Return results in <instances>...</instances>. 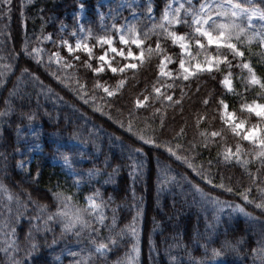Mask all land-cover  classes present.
Listing matches in <instances>:
<instances>
[{
    "label": "snow or ice",
    "instance_id": "6c2138e0",
    "mask_svg": "<svg viewBox=\"0 0 264 264\" xmlns=\"http://www.w3.org/2000/svg\"><path fill=\"white\" fill-rule=\"evenodd\" d=\"M37 2L19 0L18 30H13L14 0H0V21H7L0 28V88H4L9 77L19 70V76L5 99V110L0 112V124L7 123L3 118L10 115H17L29 123L36 119L35 110H24V101L30 99V95L21 87L27 82L40 83L43 87L37 71L27 64L31 60L37 69L43 68L83 104L92 107L94 112H99L118 131L126 134L112 133L109 142L118 144L132 163L119 161L113 164L112 158L106 155L103 168L94 164L80 171L71 155L57 147V155L70 170L72 187L76 191L63 190L59 182L49 188L54 210L34 200L29 192H24V198H21L0 180V192L4 194L0 197V264H34V258L41 250L39 237L46 238L48 233H53L51 245L68 237H72L75 244L82 245L75 251L66 243L53 256L54 264H63L65 256L69 258L68 264H141L140 226L145 216L144 196L137 198L136 185L147 186L155 159L156 200L159 203L161 193L166 190L161 185L159 173L172 171L160 159L164 152L210 187L205 191L199 183L180 174V180L199 195L201 202L211 204L215 209L214 222L208 225L210 231L200 244L204 257H193L177 234L172 237L175 243L165 249L167 264H181V258L171 254L173 247L185 252L188 264H207L209 245L225 223L221 214L226 208L231 209L229 226L232 213H240L248 221L251 232L246 230L244 234L234 235L232 240L225 239L219 248L212 247L213 261L231 254L241 264L245 260L247 264H264V219L254 216L246 208L251 205L264 216V71L258 73V67L264 70V0H143V7L141 0H120L108 13L97 9L99 23L95 28L92 23H81L86 0H79L71 29L61 22L52 33L46 32L51 18L43 15L45 8L39 7L35 15H28L27 9ZM124 9L128 10L131 20L122 16ZM37 18L41 20L38 38L35 28L29 30L28 27L29 20L34 25ZM141 18L147 23H142ZM109 19L111 23L107 22ZM43 41L57 49L48 52L47 63L42 55L46 49L39 47ZM253 44L260 51H253ZM61 50H66L67 55H62ZM253 57H256L255 61ZM53 64L57 71L51 70ZM79 68L84 69L85 76L92 74L91 90L80 76ZM149 70L154 73L153 78L139 92L126 98L125 89L129 83L135 81L139 85L137 77L142 71L147 73ZM105 76L114 83L109 84L104 80ZM202 89L207 90L201 96ZM47 90L52 92L51 88ZM98 91L104 94L100 97L104 106L97 104ZM13 99L20 100L19 109L12 103ZM186 103L202 106V110L197 107L193 114L195 133L187 147L181 143L187 136L188 120L183 115ZM168 109L173 110L171 118ZM149 110L150 116L139 115ZM177 110L183 120L179 125ZM217 122L219 128L215 127ZM177 125L179 131L174 128ZM16 131L19 134V126ZM169 132L174 134L169 136ZM228 134L235 143L229 142ZM81 136L80 128L68 133L69 140H81ZM93 144L99 153L101 146L95 141ZM198 149L209 153L199 165L194 162L202 155ZM13 151L19 153L21 150L15 146ZM213 151L215 156L211 154ZM182 152H196V155H181ZM79 155L84 157L82 152ZM257 163L259 167L253 174L249 169ZM220 165L225 170L241 168L243 172L233 183L234 175H225ZM8 167V153L0 151V172L6 174ZM16 167L24 172L26 182L39 183V166L33 172L28 158L17 161ZM214 167L215 173L212 171ZM125 168L128 173L123 190L134 202L129 205L134 209V215L124 228L117 231L119 205L112 207L115 197L107 193L104 186L114 185L113 191H117V178ZM244 177H247V186H244ZM93 182L99 183L100 187L94 186ZM84 183L88 184L89 190L81 203L79 193ZM164 183L179 186L180 182L176 176H169ZM254 188L258 197L251 195ZM215 190L239 196L244 204L222 200L212 194ZM108 208H111V217L105 212ZM152 223L153 227L158 226L155 218ZM57 226L59 237L55 233ZM125 237H131V248L123 256L110 260V254L120 247ZM44 243L48 244L46 239ZM158 255V249L150 244L149 264H157Z\"/></svg>",
    "mask_w": 264,
    "mask_h": 264
},
{
    "label": "trees",
    "instance_id": "16d2710c",
    "mask_svg": "<svg viewBox=\"0 0 264 264\" xmlns=\"http://www.w3.org/2000/svg\"><path fill=\"white\" fill-rule=\"evenodd\" d=\"M102 0H86L85 14L86 18L83 20V23L88 24L92 23V26L95 28L99 21L96 19L97 9L100 8L102 12H107L110 8L113 9L117 6L120 0H109L108 4L101 2ZM79 0H38L37 4L30 6L27 9L28 15H35L36 9L39 7L45 8L44 16L50 17L51 19L48 22L46 32L52 33L59 28L60 23L63 22L69 26L74 24V17L78 10L77 4ZM159 2V0H158ZM198 2V1H196ZM14 9L12 12V22L11 29L18 30V7L19 0H14ZM141 7H143V0H141ZM130 14L127 9L123 10L122 16L128 17ZM142 19V23H147V21ZM157 19H159V12H157ZM7 21H0V28L4 27V24ZM41 20L37 18L35 24L33 25L32 21L29 20L28 27L29 30L35 28L37 37H39ZM67 35V33H65ZM34 38V40L36 39ZM35 46V43L33 44ZM39 47L45 48L46 51L42 54L45 63L48 62V52L56 51L57 49L47 41H43ZM253 51H260L256 44H253ZM62 55H67L66 50H61ZM97 54L98 50H97ZM256 60V57H253V61ZM27 64L33 68L34 71H37V74L42 81L43 87L40 83L27 82L22 85L23 91L27 92L30 95V99L24 101L25 111L29 109L36 111V119L29 123L26 120H20L17 115H10L4 117L3 119L7 123L0 124V151H7L9 167L7 173L0 172V180L4 184L8 185L13 193H17L23 197L24 192H29L32 195V198L36 201H39L42 204L49 205L51 210H54V202L51 197V193L48 191L49 188L54 187L57 182L61 185L63 190L69 192H75L76 189L72 187L73 178L67 173L61 170V168L52 163L53 157H59L57 155L56 149L60 147V151L66 154H70L76 168L80 171L87 170L95 164L98 167L103 168V161L105 156H110L112 158L113 164L116 162L122 161L125 164H131L132 161L127 158V153L122 152L118 144H110L109 135L115 133L116 135H126L122 134L117 130L116 126L107 120L106 117L100 115L99 112H94L92 107L85 105L77 99V97L68 89L61 86L55 79H53L43 68H36V65L31 61H27ZM153 64H155V59H153ZM52 71H57V66L53 64ZM239 71V70H236ZM260 71H264L259 69ZM79 74L82 78L87 81L89 90L92 88V79L91 73L85 72L83 68H79ZM63 75V73H62ZM131 75V73L129 74ZM154 73L152 70H149L147 73L141 72L137 79L140 81L139 85H136L135 81H131L127 88L125 89V97L134 95L136 92H139L144 84L150 81L153 78ZM19 76V70L16 71L15 75H12L8 79V83L4 88H0V112L5 110V99L9 96V90L12 88L13 83L16 80V77ZM104 80H107L109 84L114 83V81L109 80L107 76L104 77ZM83 82V80H82ZM194 87V86H193ZM217 89L222 91L220 86L216 85ZM51 88L52 92H49L47 89ZM207 89H202L201 96L204 95ZM104 94L102 91L96 93L97 104L104 106V101L100 99ZM251 98V93H249V99ZM195 100L196 97H193ZM230 99H232L230 97ZM37 100L39 106H37ZM12 103L19 109L20 100L13 99ZM159 107V105H157ZM197 107L201 108L202 106H191L185 104L184 117L188 120L187 127V136L181 142L187 147V142L193 138L195 129L192 127L194 124L193 114L197 110ZM107 110V109H106ZM169 113V118H171L172 109L167 110ZM150 110L148 112H141L139 115L141 117L150 116ZM240 115V113H238ZM176 116L178 120V125L183 123V120L180 119L179 110L176 111ZM252 122H255L253 119ZM158 123V121H157ZM174 126L175 131H179V127ZM17 126L20 128L19 134L16 131ZM29 126H35L36 129L34 132L37 133L34 136L37 140L43 142L42 152L36 154L34 159L30 162L32 171L35 172L37 166L40 170V180L38 184H32L26 182L24 172L19 170L16 167L17 161L28 158L27 155L21 154L13 151V147L18 146L20 150L24 147V144L21 142V139L24 137V134L27 133ZM215 127L219 128L220 124L217 122ZM76 128L82 130L81 140H69L68 133L73 131ZM92 132L93 135H89ZM173 132H169V136L173 135ZM32 135V134H31ZM33 136V135H32ZM229 142L235 143L231 139L230 134H228ZM199 139V137H197ZM75 141L78 145H70L69 142ZM93 141L96 144L101 146V151L96 152ZM175 144V141L173 142ZM250 147V145H247ZM175 150V148H174ZM202 153L200 158L195 159L197 165L201 164L209 156L207 151L198 149ZM84 153V157L81 158L79 153ZM212 156H215V151H213ZM155 155V153H153ZM181 155L186 156H195L196 152H182ZM162 163L169 165L172 169L171 172L165 173L161 171L159 173V180L161 185L166 189L160 195V201L157 203L156 200V189H157V169L156 161L153 159L151 164V172L147 177V186L144 184H137V198L140 195L144 196V212L145 216L141 224V233H140V246H141V264H149L148 261V249L150 244L154 245L158 249V260L157 264H167V258L165 255V249L169 245H173L175 242L172 237L179 234V237L182 241V244L185 245L188 251L191 252V255L197 259L204 257V249L200 244L204 243V239L207 236L210 229L208 225L214 222L215 209L214 206L208 203H202L198 194H196L190 186L184 181L180 180V174L183 173L193 180L196 183H199L200 187L204 188L205 191H209L210 187L207 186L203 181L196 177L190 169H187L186 166L182 165L179 161L174 158H170L168 153L160 157ZM207 168V165H204ZM259 167V164H255L249 170L255 174L256 169ZM220 170L224 172L225 175H234L233 183H235V178H238L243 169L235 168L230 170H225L223 165L219 166ZM111 171V169H108ZM216 172L214 167L212 170ZM128 169L125 168L121 171L120 176L117 178V184L119 189L113 191L114 185H105L107 193H112L115 197V204L112 207L119 205L117 212V231L121 228H124L126 224L134 215V209L130 208L129 205L134 203L131 200V197L124 192V183L127 181ZM169 176H176L177 180L180 182L179 186L176 184H165L164 181ZM103 178H101V181ZM244 186H247V177H244ZM227 182V181H226ZM94 186L100 187L99 183L93 182ZM264 186V185H262ZM170 189V190H168ZM89 186L87 183H84L81 187L79 193L80 202L83 203V195L87 193ZM243 190V187H241ZM213 195L219 196L222 200L232 201L238 204H244V201L241 200L239 196H234L227 193H222L220 190H215L212 193ZM252 197H258V193L255 188L252 191ZM4 194L0 192V197H3ZM32 206L30 205V208ZM247 211L253 213L254 216H260L264 219V216L251 205H246ZM106 214L111 217V208L105 209ZM231 212V209H224V212L221 214V218L225 223H223L216 234L212 237L213 243L209 245V251L206 257L207 264L210 260H213L211 257V248L220 247L221 242L225 239L232 240L234 235L244 234L247 230L248 233L251 232V227L246 220V218L240 213H232V221L229 226L228 214ZM153 218L158 222L157 227H153ZM110 222V221H109ZM60 229L57 226L55 233L59 237ZM199 234V236H197ZM22 236V234H21ZM53 238V233H48L47 237L40 236L39 240L41 243L40 254L34 258V264H54L53 256L58 254L62 248H64L67 243L69 247L73 250L78 251L82 245H77L74 243L72 237L65 238L60 240L57 244L51 245V240ZM47 240L48 244L45 245L44 241ZM199 240V243L197 242ZM131 237H125L124 241L121 242V245L118 249L113 251L109 259L115 260L118 256H123L125 251L131 248ZM171 254L179 256L181 258V264H188V256L182 249H176L173 247L171 249ZM225 260V264H241L240 261H236L234 256L228 254L224 257H218ZM68 257L63 258V264H68ZM247 264V260L243 262Z\"/></svg>",
    "mask_w": 264,
    "mask_h": 264
},
{
    "label": "rangeland",
    "instance_id": "374dc122",
    "mask_svg": "<svg viewBox=\"0 0 264 264\" xmlns=\"http://www.w3.org/2000/svg\"><path fill=\"white\" fill-rule=\"evenodd\" d=\"M109 0H102L101 2L108 4ZM198 0H194V2H196ZM180 2H182V0H180ZM116 8V7H115ZM114 9V8H113ZM100 11H102L99 8ZM78 11V10H77ZM109 10L105 13H108ZM86 18V14L84 12L83 14V19L81 20V23H83V20ZM129 20L132 19V17L129 15L127 17ZM108 23H111V20L109 19L107 21ZM258 23V21H257ZM36 129L35 126H29L27 133L24 134V137L21 139V142L24 144V147L21 150V154L27 155L29 162H31L34 159V156L36 154H39L42 152L43 149V142L41 140H37L34 136H32L31 134L34 132V130ZM70 145H78L77 142L75 141H71L69 142ZM37 145L39 147H37ZM31 149V150H29ZM52 163L59 166L61 168L62 171H64L65 173H67L69 176H71L70 174V170L67 169L64 164H63V160L60 157H53L52 159ZM72 177V176H71ZM225 260L220 259V258H216L214 261L210 260L208 262V264H225Z\"/></svg>",
    "mask_w": 264,
    "mask_h": 264
}]
</instances>
